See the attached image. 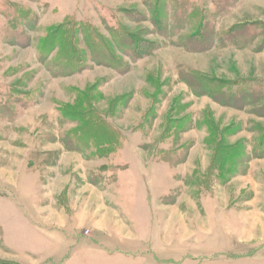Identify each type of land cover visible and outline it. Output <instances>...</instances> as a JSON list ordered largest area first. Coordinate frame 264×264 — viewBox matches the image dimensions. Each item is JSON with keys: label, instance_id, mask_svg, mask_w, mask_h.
Wrapping results in <instances>:
<instances>
[{"label": "rangeland", "instance_id": "obj_1", "mask_svg": "<svg viewBox=\"0 0 264 264\" xmlns=\"http://www.w3.org/2000/svg\"><path fill=\"white\" fill-rule=\"evenodd\" d=\"M0 264H264V0H0Z\"/></svg>", "mask_w": 264, "mask_h": 264}, {"label": "trees", "instance_id": "obj_2", "mask_svg": "<svg viewBox=\"0 0 264 264\" xmlns=\"http://www.w3.org/2000/svg\"><path fill=\"white\" fill-rule=\"evenodd\" d=\"M196 27V26H195ZM202 24H199V25H197V27H196V29H201L202 30ZM192 38H195V37H192ZM57 41V40H56ZM58 41L61 43V46L63 47V48H68V45H69V43H68V39H66V38H61V37H58ZM72 56V55H71ZM228 86H231L230 88H228L227 87V90H225V95H228V96H232L234 93H238V92H235V91H237V90H240V89H243V88H241V87H239V88H237V89H232V85L231 84H227ZM227 85H225V86H227ZM224 86V87H225ZM209 88H211V89H213V88H219V87H216V85L213 87H211L210 85H209ZM233 90V91H232ZM93 139V138H92Z\"/></svg>", "mask_w": 264, "mask_h": 264}]
</instances>
